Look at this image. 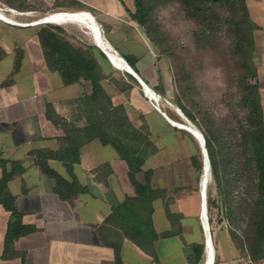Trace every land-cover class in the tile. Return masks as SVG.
Here are the masks:
<instances>
[{
  "label": "rangeland",
  "instance_id": "1",
  "mask_svg": "<svg viewBox=\"0 0 264 264\" xmlns=\"http://www.w3.org/2000/svg\"><path fill=\"white\" fill-rule=\"evenodd\" d=\"M22 1L27 6L25 9L11 7L0 0V87L35 93L33 103L38 113H45L48 101L58 113L77 125L85 122L76 102L84 93H103L114 104L127 105L129 119L137 127L145 125L157 147L136 175L143 181L144 172L153 170L154 211L167 206L174 218L178 217L176 221H180L181 227L184 218L202 215L201 184L207 186L210 181L209 168L204 167L202 137L214 124L235 128L237 119L244 115L232 99V95L240 92L237 83L240 69L230 52L229 38L218 37L209 43L200 40L196 35L197 21L185 16L177 2L159 7L157 27L146 33L145 28L131 19L130 13L134 10L131 0H77L87 6L86 10L68 5L70 0ZM52 25L63 28L65 36L58 34L69 43L74 57L87 65L84 73L65 65L69 84L44 59L38 33L41 28ZM92 25L98 34L91 29ZM123 25L135 29L139 40L157 58V80L149 86L148 94L157 98L154 103L180 127L167 122L152 105L143 86L136 92L134 85L124 79L125 72L135 76L114 37V33H122ZM254 54L255 49L253 60ZM19 55L20 64L15 70ZM150 109L157 114H148ZM96 145L98 142H93L82 149V164H95L92 150ZM201 161L203 170L200 171L197 167ZM133 189L135 192L134 186Z\"/></svg>",
  "mask_w": 264,
  "mask_h": 264
},
{
  "label": "trees",
  "instance_id": "2",
  "mask_svg": "<svg viewBox=\"0 0 264 264\" xmlns=\"http://www.w3.org/2000/svg\"><path fill=\"white\" fill-rule=\"evenodd\" d=\"M11 7L25 9L22 0H5ZM123 2V0H119ZM134 10L131 19L149 33L157 27L156 10L177 2L185 16L198 23L196 35L200 40L213 42L227 36L230 52L235 56L240 69L238 76L239 93L232 99L240 106L244 115L237 119L235 128L214 124L204 135L207 166L210 181L206 190V213L210 226L225 223L236 248L251 260L252 264L264 261V113L257 68L253 60L255 49L254 22L249 14L246 0H131ZM76 9H87L77 0H70ZM31 8V7H30ZM126 8V7H125ZM127 9V8H126ZM63 28L58 25L40 29L38 37L46 63L56 69L63 82L69 84L65 65L84 73L85 63L74 57ZM122 56V55H121ZM135 71L131 56H122ZM21 56L16 60L18 69ZM77 104L85 122L77 125L56 111L51 102L45 103V118L60 130L56 137L58 147L32 148L28 155L32 164L48 178L54 180V192L62 200H71L75 195L88 190L74 173L80 163L82 148L97 139L104 146H111L128 168V178L135 192L126 195L123 206L126 218L115 225L107 217L96 225V233L102 245L114 252L115 264H124L121 256L123 240L129 239L141 250L156 256L155 241L182 232L181 224L165 206L166 217L171 229L157 233L153 227L154 189L151 186L153 170L144 172L143 181L136 175L142 171L145 160L156 152L157 147L145 125L135 126L129 119L122 104H114L103 93L82 94ZM237 118V117H236ZM57 161L64 168L67 177L60 174L50 161ZM105 165L98 166L102 169ZM203 170V161L197 167ZM26 167L22 160L6 158L0 152V205L9 213L3 239V259L15 257L24 259V253L15 250L14 244L20 237L38 231L33 224L22 220L17 206V197L12 194L9 182L21 176ZM25 192V189L22 190ZM176 221V223H175ZM175 228V229H174ZM190 264H199L203 244L188 246Z\"/></svg>",
  "mask_w": 264,
  "mask_h": 264
},
{
  "label": "crops",
  "instance_id": "3",
  "mask_svg": "<svg viewBox=\"0 0 264 264\" xmlns=\"http://www.w3.org/2000/svg\"><path fill=\"white\" fill-rule=\"evenodd\" d=\"M246 3L255 24L254 63L264 110V0H246ZM91 29L98 34L93 25ZM121 31V34L114 33L117 45L123 56L136 58L134 67L137 71H134L135 77L127 72L123 77L134 85L136 92L143 86L148 94L149 86L157 80L159 62L148 46L139 40L135 29L123 25ZM113 32L114 29H111L110 33ZM34 98L35 93L30 91L22 93L19 88L0 87V152L6 158L22 160L26 167L21 176L9 182V188L17 197L23 222L38 228V231L15 241V250L24 253L23 260L17 257L3 259V239L9 213L0 205V264H115L113 250L102 245L95 227L107 217L115 225H120L127 216L123 201L126 195L134 194L127 165L111 146H104L97 139L91 141L83 148L98 142L92 150L95 164H82L81 150L80 163L74 168L75 175L82 184L87 185L88 190L71 200L60 199L54 192V180L41 173L27 154L32 148L56 149V137L60 135L59 129L45 118L44 111L37 112ZM139 100L143 101L141 97ZM124 106L129 112L127 105ZM146 107L149 108L148 105ZM147 113L157 114L152 109ZM162 116L176 125L167 114ZM50 164L65 175L60 163L51 160ZM101 165L106 167L97 169ZM78 166H81L80 170ZM13 187H16L15 190ZM202 187L201 184V190ZM23 189L25 192H22ZM200 209L202 215L199 217L196 215L181 221L180 234L155 241L156 256L147 254L125 238L121 246L124 264H190L188 254L191 250L188 246L192 243L204 245L199 264H252L233 244L227 225L210 226L203 203ZM152 222L157 233L170 227L164 209L156 208ZM207 226L210 239L204 233ZM260 264H264V261Z\"/></svg>",
  "mask_w": 264,
  "mask_h": 264
},
{
  "label": "water",
  "instance_id": "4",
  "mask_svg": "<svg viewBox=\"0 0 264 264\" xmlns=\"http://www.w3.org/2000/svg\"><path fill=\"white\" fill-rule=\"evenodd\" d=\"M135 75H136V73H135ZM139 80H140V82H142L141 81V79L140 78H138ZM202 142H201V148H202V151H203V154H204V167H207L208 168V166H207V160H206V150H205V147H204V138L202 137ZM205 187H206V183H204V185H203V193H202V196H203V207H204V210H205V212H206V192H205ZM209 239H210V236H209Z\"/></svg>",
  "mask_w": 264,
  "mask_h": 264
},
{
  "label": "built area",
  "instance_id": "5",
  "mask_svg": "<svg viewBox=\"0 0 264 264\" xmlns=\"http://www.w3.org/2000/svg\"><path fill=\"white\" fill-rule=\"evenodd\" d=\"M153 94H154V92H153ZM148 97L150 98V100H151V103H152V105L162 114V115H165L166 116V113L164 112V111H162L161 110V108L157 105V104H155L154 102L155 101H157V98L155 97V96H153V97H151L149 94H148ZM204 233H205V235L207 236V234H208V238H209V236H210V231H209V227L207 226V230L205 229L204 230Z\"/></svg>",
  "mask_w": 264,
  "mask_h": 264
},
{
  "label": "bare ground",
  "instance_id": "6",
  "mask_svg": "<svg viewBox=\"0 0 264 264\" xmlns=\"http://www.w3.org/2000/svg\"><path fill=\"white\" fill-rule=\"evenodd\" d=\"M8 20H9V19H8ZM9 21H11V20H9ZM11 22H12V21H11ZM114 57L117 58L118 60H120L121 62L125 63V62L123 61V59H121L120 57L115 56V55H114ZM130 70H131V73H132L133 75H135L134 71H133L131 68H130ZM205 175H207V173H205Z\"/></svg>",
  "mask_w": 264,
  "mask_h": 264
}]
</instances>
